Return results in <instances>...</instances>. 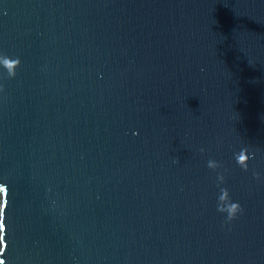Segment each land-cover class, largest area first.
Masks as SVG:
<instances>
[{
    "label": "water",
    "instance_id": "1",
    "mask_svg": "<svg viewBox=\"0 0 264 264\" xmlns=\"http://www.w3.org/2000/svg\"><path fill=\"white\" fill-rule=\"evenodd\" d=\"M0 264H264V0H0Z\"/></svg>",
    "mask_w": 264,
    "mask_h": 264
}]
</instances>
